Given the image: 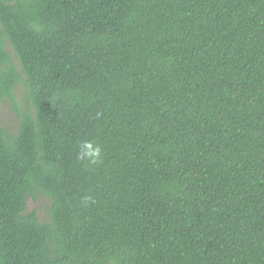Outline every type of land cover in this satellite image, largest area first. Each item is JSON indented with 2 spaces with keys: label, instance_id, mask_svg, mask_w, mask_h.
Returning <instances> with one entry per match:
<instances>
[{
  "label": "trees",
  "instance_id": "obj_1",
  "mask_svg": "<svg viewBox=\"0 0 264 264\" xmlns=\"http://www.w3.org/2000/svg\"><path fill=\"white\" fill-rule=\"evenodd\" d=\"M18 83L0 264H264V0H0Z\"/></svg>",
  "mask_w": 264,
  "mask_h": 264
},
{
  "label": "rangeland",
  "instance_id": "obj_2",
  "mask_svg": "<svg viewBox=\"0 0 264 264\" xmlns=\"http://www.w3.org/2000/svg\"><path fill=\"white\" fill-rule=\"evenodd\" d=\"M10 52V48L8 47ZM13 99L16 106L7 99H0V125L9 135L16 133L18 113L25 110L30 111V105L26 100L25 89L22 83H18L13 89ZM49 200L42 194H36L34 198L29 199L27 210L36 211L41 221H47V211Z\"/></svg>",
  "mask_w": 264,
  "mask_h": 264
},
{
  "label": "clouds",
  "instance_id": "obj_3",
  "mask_svg": "<svg viewBox=\"0 0 264 264\" xmlns=\"http://www.w3.org/2000/svg\"><path fill=\"white\" fill-rule=\"evenodd\" d=\"M98 151H99V150L97 149V153H98ZM82 155H84V153H82Z\"/></svg>",
  "mask_w": 264,
  "mask_h": 264
}]
</instances>
